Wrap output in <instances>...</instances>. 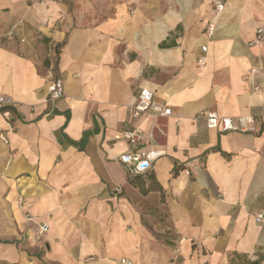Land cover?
<instances>
[{
  "label": "crops",
  "instance_id": "0c3cea01",
  "mask_svg": "<svg viewBox=\"0 0 264 264\" xmlns=\"http://www.w3.org/2000/svg\"><path fill=\"white\" fill-rule=\"evenodd\" d=\"M261 24L264 0H0V264H264ZM140 88L171 113L132 119ZM136 150L162 191L128 182L119 156Z\"/></svg>",
  "mask_w": 264,
  "mask_h": 264
},
{
  "label": "built area",
  "instance_id": "2783aa9c",
  "mask_svg": "<svg viewBox=\"0 0 264 264\" xmlns=\"http://www.w3.org/2000/svg\"><path fill=\"white\" fill-rule=\"evenodd\" d=\"M43 1V0H38ZM223 4L217 2L215 9L217 11L222 10ZM212 24H209L206 29L211 31ZM264 41V24L256 27L254 43H260ZM202 50H206V46H202ZM198 62L202 63V57L198 58ZM63 95V82L58 76L50 77L47 86V100L53 101L60 98ZM0 102H6V98L1 97ZM171 108L165 104L157 102L154 99V93L148 88H140L136 94V99L132 105H130L129 114L132 119L138 118L140 115H169ZM196 118L203 119L208 127L219 128L222 131L226 130H254L255 119L251 115H238V116H222L214 110H202L196 114ZM4 141L6 138L1 135ZM121 137L128 142H135L142 138V129L140 126L134 127L130 130L121 132ZM150 152H143L136 150L133 152L123 153L119 156V160L128 166L129 174H139L144 172L150 166ZM253 219L256 223L264 224V210L255 212ZM48 225L41 223L36 233V238L39 239L42 234L47 231ZM120 264H133L132 261L126 257L119 259Z\"/></svg>",
  "mask_w": 264,
  "mask_h": 264
},
{
  "label": "trees",
  "instance_id": "16d2710c",
  "mask_svg": "<svg viewBox=\"0 0 264 264\" xmlns=\"http://www.w3.org/2000/svg\"><path fill=\"white\" fill-rule=\"evenodd\" d=\"M173 45H176V41H175L174 38L170 39L169 37H166V39H163L159 43L160 47H170V46H173ZM6 107L7 106H3L0 109L3 111V110H6ZM179 168H180V166H176L175 167L174 174L177 173V170ZM128 182L132 186L137 187L139 189V191H141L142 193H146L152 187L162 191L160 186L157 184L153 173H151V172L150 173H146L145 176L140 175V174H133V175L129 174ZM235 258H236L235 256H231L229 264H234V259ZM248 264H259V259L258 260H254V261H250Z\"/></svg>",
  "mask_w": 264,
  "mask_h": 264
},
{
  "label": "rangeland",
  "instance_id": "374dc122",
  "mask_svg": "<svg viewBox=\"0 0 264 264\" xmlns=\"http://www.w3.org/2000/svg\"><path fill=\"white\" fill-rule=\"evenodd\" d=\"M38 1V0H37ZM39 3H41L42 1H38ZM24 40H19V42H23ZM40 45H36V46H34V48H29L27 51H25L26 52V54H29V51H33V52H40V53H42V47H40V48H38ZM23 51V52H24ZM56 56V55H55ZM46 58L48 59V57L46 56ZM55 59L56 58H54V56H53V58L51 59L52 60V63L54 64V62H55ZM48 61H49V59H48ZM52 69H54V66H52ZM168 231H172V229H169ZM46 232V231H45ZM44 232V233H45ZM164 234H162V235H159V241L160 242H162V243H166V235H164ZM172 236V235H171ZM176 239V238H175ZM178 260L176 261V263H179L180 262V259L179 258H177ZM118 262H119V260H118ZM120 264V263H119Z\"/></svg>",
  "mask_w": 264,
  "mask_h": 264
}]
</instances>
